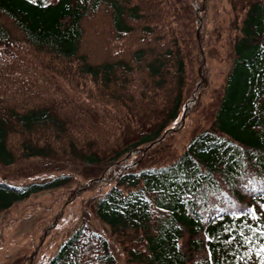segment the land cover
<instances>
[{"label":"trees","instance_id":"1","mask_svg":"<svg viewBox=\"0 0 264 264\" xmlns=\"http://www.w3.org/2000/svg\"><path fill=\"white\" fill-rule=\"evenodd\" d=\"M56 188L109 230L23 264H264V0H0V212Z\"/></svg>","mask_w":264,"mask_h":264},{"label":"rangeland","instance_id":"2","mask_svg":"<svg viewBox=\"0 0 264 264\" xmlns=\"http://www.w3.org/2000/svg\"><path fill=\"white\" fill-rule=\"evenodd\" d=\"M189 60L192 61L190 58ZM212 61L214 62L213 64L216 65V68L220 67L219 56L216 59H212ZM192 89L193 86L187 83L186 91ZM187 94L186 92L185 95ZM198 113L199 115L195 112L192 114L185 128L175 131L169 140L160 144L157 153L158 156L161 157L166 155L168 157L179 152L180 149H183L190 137L197 133L198 127L204 125L200 117L201 114L200 112ZM59 156L62 158V161L66 162V167L63 168V170L61 169L62 171L83 173L84 175L81 176L82 178L98 176L102 171V166L97 165L89 169L87 173H84L87 170L84 167H91L87 165L86 162L80 159H74V156L70 155H63L60 153ZM77 182V179H75L67 186L72 188L74 187L72 184ZM65 189L67 188L43 190L39 193L32 194L26 199L15 203L5 211L0 212V264H21L24 255L33 246L37 245L40 240V233H37L40 222L44 226L45 222L48 223V220L50 222L51 218L55 215V212H53L54 206L56 208L62 207L65 209L64 218L60 217L59 222H65V225L71 228L79 225L86 218L89 220L92 227H96V224L100 225L96 227L100 228V230L102 227H107L106 224L99 222L97 218L92 216L85 217L87 216V212L81 207L83 205L81 196H88L87 193H83L69 203H64V199L61 200V196L55 204V199L58 195H61L62 190L64 191L63 194L66 193ZM97 192V189L90 192L88 191L91 197H94ZM67 217L69 218L66 219ZM107 230H109L108 227ZM65 235L66 232H56L53 241L57 239L56 241L59 242Z\"/></svg>","mask_w":264,"mask_h":264},{"label":"snow or ice","instance_id":"3","mask_svg":"<svg viewBox=\"0 0 264 264\" xmlns=\"http://www.w3.org/2000/svg\"><path fill=\"white\" fill-rule=\"evenodd\" d=\"M31 2H32V3H36L37 0H31ZM258 231H261V233L264 234V229H260V230H258ZM242 234H243V233H242ZM246 239H247V238H246Z\"/></svg>","mask_w":264,"mask_h":264}]
</instances>
